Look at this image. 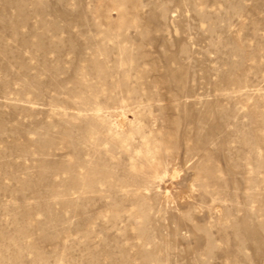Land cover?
I'll use <instances>...</instances> for the list:
<instances>
[{
    "label": "rangeland",
    "instance_id": "obj_1",
    "mask_svg": "<svg viewBox=\"0 0 264 264\" xmlns=\"http://www.w3.org/2000/svg\"><path fill=\"white\" fill-rule=\"evenodd\" d=\"M0 264H264V0H0Z\"/></svg>",
    "mask_w": 264,
    "mask_h": 264
}]
</instances>
